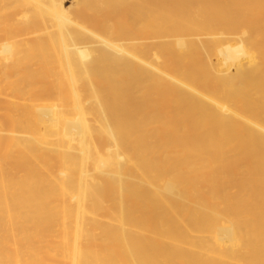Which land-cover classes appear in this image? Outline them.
<instances>
[{
    "label": "bare ground",
    "instance_id": "bare-ground-1",
    "mask_svg": "<svg viewBox=\"0 0 264 264\" xmlns=\"http://www.w3.org/2000/svg\"><path fill=\"white\" fill-rule=\"evenodd\" d=\"M0 0V264H264V0Z\"/></svg>",
    "mask_w": 264,
    "mask_h": 264
},
{
    "label": "rangeland",
    "instance_id": "rangeland-1",
    "mask_svg": "<svg viewBox=\"0 0 264 264\" xmlns=\"http://www.w3.org/2000/svg\"><path fill=\"white\" fill-rule=\"evenodd\" d=\"M67 1H69V2L66 4V6L70 7L72 5L71 2H73L74 0H67Z\"/></svg>",
    "mask_w": 264,
    "mask_h": 264
}]
</instances>
